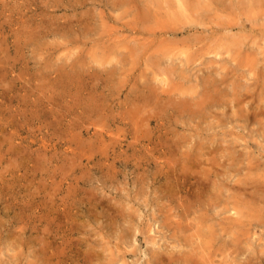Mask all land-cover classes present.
<instances>
[{"label": "rangeland", "instance_id": "374dc122", "mask_svg": "<svg viewBox=\"0 0 264 264\" xmlns=\"http://www.w3.org/2000/svg\"><path fill=\"white\" fill-rule=\"evenodd\" d=\"M229 1L0 0V264H264V0Z\"/></svg>", "mask_w": 264, "mask_h": 264}, {"label": "bare ground", "instance_id": "6f19581e", "mask_svg": "<svg viewBox=\"0 0 264 264\" xmlns=\"http://www.w3.org/2000/svg\"><path fill=\"white\" fill-rule=\"evenodd\" d=\"M141 1V0H140ZM154 1V0H153ZM194 1V0H193ZM209 1V3L210 2H212V3H215V2H221V4H223L226 0H208ZM228 2H230L229 0H227ZM236 1V0H235ZM260 1H262V0H248V3H247V5H248V7H249V9H251V7H253V4H255V3H259ZM151 2V1H150ZM191 2V0H189V2H188V0H165V2L164 3H167L168 5L170 4V5H172V6H179L180 8H183V11H189V10H194V9H198L199 7H193L194 5H196V6H198L197 4H199V1H197L194 5H189V3ZM160 3V2H159ZM136 4V3H135ZM134 4V5H135ZM229 4V3H228ZM137 5V4H136ZM162 5H164V4H162ZM168 5H167V7H168ZM217 5V4H216ZM157 6V5H156ZM190 6V7H189ZM206 6H210V5H207L206 4ZM229 6H230V4H229ZM243 6V5H242ZM139 7V6H138ZM222 7V6H221ZM246 7V6H245ZM259 7V6H258ZM142 8V7H141ZM207 8V7H206ZM213 8V7H212ZM243 8V7H242ZM149 9V8H148ZM199 9H201V8H199ZM223 8H221V10H222ZM247 9V8H246ZM262 9V8H261ZM154 10V9H153ZM156 10V9H155ZM165 10V9H164ZM212 10V9H211ZM214 10V9H213ZM216 10V9H215ZM138 11V10H137ZM142 11H143V9H142ZM146 11H147V8H146ZM217 11V10H216ZM227 11V10H226ZM134 12V11H133ZM139 12V11H138ZM138 12H137V14H138ZM154 12V11H153ZM153 12H152V14H153ZM210 12V11H209ZM220 12V11H219ZM146 13V12H145ZM149 13V12H148ZM174 13V12H173ZM211 13V12H210ZM213 13V12H212ZM229 13V12H228ZM155 14V13H154ZM163 14V13H162ZM248 14V13H247ZM262 14V13H261ZM142 15V14H141ZM164 15V14H163ZM236 15V14H235ZM238 15V14H237ZM140 16V15H139ZM182 16V15H181ZM221 16H222V14H221ZM257 16V15H256ZM264 16V15H263ZM141 17V16H140ZM174 17H175V15H174ZM143 18V17H142ZM157 18H158V16H157ZM167 18V17H166ZM192 18H193V16H192ZM206 18V17H205ZM161 19H163V18H161ZM183 19H184V17H183ZM150 20V19H149ZM166 20V19H165ZM185 20V19H184ZM226 20V19H225ZM144 21V20H143ZM195 21V20H194ZM151 22V21H150ZM186 22V21H185ZM230 22V21H229ZM238 22V21H237ZM143 23V22H142ZM159 23V22H158ZM188 23V22H187ZM241 23V22H240ZM165 24V23H164ZM177 24V23H176ZM196 24H199V23H196ZM135 25V24H134ZM172 25H174V24H172ZM184 25V24H183ZM186 25V24H185ZM218 25V24H217ZM225 25V24H224ZM158 26V25H157ZM165 26V25H164ZM168 26H169V24H168ZM176 26V25H175ZM172 27V26H171ZM225 27V26H224ZM175 28H177V27H175ZM182 28V27H181ZM197 28L198 27H191V28H188V29H182V30H184V31H192V30H195V31H197ZM148 29V28H147ZM155 29H156V27H155ZM149 30V29H148ZM169 30H171V29H169ZM226 30V29H225ZM224 30V31H225ZM234 31V30H233ZM230 32V31H229ZM136 34H138V35H140L139 33H137V32H135ZM231 33V32H230ZM168 34H173V33H171V32H169V31H166V32H162V33H160V36H163V35H168ZM224 34V33H223ZM142 35H143V33H142ZM188 35V34H187ZM249 35V34H248ZM134 38V37H133ZM138 38V37H137ZM216 38V37H215ZM194 39H195V37H194ZM221 39V38H220ZM235 39V38H234ZM240 39V38H239ZM135 40V39H134ZM171 40V39H170ZM183 40V39H182ZM241 40V39H240ZM179 41V40H178ZM181 41V40H180ZM190 41V40H189ZM138 41H136V43H137ZM149 42V41H148ZM229 42L232 44V45H230V47L231 46H236V47H241L240 45H242L243 46V43H241V41H239V40H229ZM175 43V42H174ZM189 43V42H188ZM193 43V42H192ZM216 43V42H215ZM250 43V42H249ZM144 44V43H143ZM149 44V43H148ZM196 44V43H195ZM165 45H167V44H165ZM194 45V44H193ZM216 45V44H215ZM146 46V45H145ZM168 46V45H167ZM197 46V45H196ZM200 46V45H199ZM141 47V46H140ZM161 47V46H160ZM163 47V46H162ZM133 49V48H132ZM224 49V48H223ZM236 49V48H235ZM192 51V50H191ZM199 51V50H198ZM198 51H196V52H198ZM233 51V50H232ZM241 51H242V49H241ZM130 52V51H129ZM151 52V51H150ZM163 52V51H162ZM212 52H214L213 51V49H212ZM214 53H216V52H214ZM233 53V52H232ZM154 54V53H153ZM237 54V53H236ZM248 55V54H247ZM132 56L133 55H131V58H132ZM153 56V55H152ZM241 56H242V54H241ZM159 57H162V56H159ZM157 58V57H156ZM177 58V57H176ZM193 59V58H192ZM243 60V59H242ZM162 61V60H161ZM173 61V60H172ZM177 61V60H176ZM169 62V61H168ZM238 62V61H237ZM155 63V62H154ZM235 63H236V60H235ZM158 64V63H157ZM183 64V63H182ZM211 64H213V63H211ZM215 64V63H214ZM238 64V63H237ZM133 65H135L134 63H133ZM156 66V65H155ZM239 66H240V64H239ZM255 67V66H254ZM248 68V67H247ZM158 70H161V69H158ZM163 73H161V75H162ZM176 75V74H175ZM175 77V76H174ZM240 90V89H239ZM194 92V91H193ZM238 92V91H237ZM169 93V92H168ZM171 93V92H170ZM210 93V92H209ZM208 93V94H209ZM154 94V93H153ZM145 95V94H144ZM209 95H211V93L209 94ZM244 95V94H243ZM182 96V95H181ZM199 96V95H198ZM156 97V96H155ZM154 97V98H155ZM237 97V96H236ZM160 99V98H159ZM183 99V98H182ZM191 100V99H190ZM240 100V99H239ZM183 101V100H182ZM187 101V100H186ZM210 101H212V100H210ZM241 101V100H240ZM185 102V101H184ZM184 102H182V103H184ZM188 102V101H187ZM186 102V103H187ZM192 102V101H191ZM166 104V103H165ZM190 104V103H189ZM208 104V103H207ZM167 105V104H166ZM171 105V104H170ZM153 106V105H152ZM201 106H202V104H201ZM154 107V106H153ZM151 109V108H150ZM153 109V108H152ZM154 110H156V108L154 109ZM150 111V110H149ZM193 112V111H192ZM195 113V112H194ZM190 115V114H189ZM193 115V114H192ZM245 116V115H244ZM243 116V117H244ZM248 121V120H247ZM145 125V124H144ZM98 136V135H97ZM135 136V135H134ZM102 137V136H101ZM200 147V146H199ZM192 158V157H191ZM193 159V158H192ZM263 178V177H262ZM262 189V188H261ZM263 190V189H262ZM252 191V190H251ZM255 199V198H254ZM243 203V202H242ZM262 209H263V207H262ZM172 216V215H171ZM186 217H187V215H185ZM251 216V215H250ZM248 217V216H247ZM185 222H187V221H185ZM195 222H197V221H195ZM261 222V221H260ZM198 223V222H197ZM192 224V223H191ZM180 225H182V224H180ZM189 225V224H188ZM178 228V227H177ZM195 228V227H194ZM188 230V229H187ZM186 230V231H187ZM191 230V229H190ZM176 231V230H175ZM175 231H173L174 233H175ZM189 231V230H188ZM194 232V231H193ZM195 233V232H194ZM207 236H205V237H201V235H200V237H201V240H200V242H199V245H200V249H203V250H206L205 248H207V249H210V248H213L212 246V244H213V242H212V234H213V232L212 231H210V234H209V231L208 232H204ZM186 234V233H185ZM176 238H177V236H176ZM176 240H178V239H176ZM196 240H198V238L196 239ZM188 241V240H187ZM190 242V241H189ZM181 243V242H180ZM183 243V242H182ZM198 245V246H199ZM16 247L18 248L19 247V245L17 244L16 245ZM191 249V248H190ZM189 249V250H190ZM152 253V252H151ZM153 254V253H152ZM184 255V254H183ZM187 256H188V254H186ZM199 256H201V255H199ZM214 256V255H213ZM189 257V256H188ZM156 258V255H153V260H156L155 259ZM181 258V257H180ZM40 259V258H39ZM193 259V258H192ZM179 260V259H178ZM177 259L176 260H172L173 261V263H176L177 261H178ZM183 261V260H182ZM41 262V261H40ZM179 263V262H178ZM200 263H203V264H207V262L205 263V262H200ZM42 264V263H41ZM195 264V263H194ZM197 264V263H196Z\"/></svg>", "mask_w": 264, "mask_h": 264}]
</instances>
